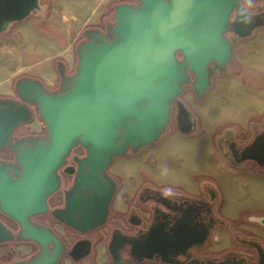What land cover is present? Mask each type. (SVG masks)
Returning <instances> with one entry per match:
<instances>
[{
    "label": "water",
    "instance_id": "water-1",
    "mask_svg": "<svg viewBox=\"0 0 264 264\" xmlns=\"http://www.w3.org/2000/svg\"><path fill=\"white\" fill-rule=\"evenodd\" d=\"M40 1L0 0V35L40 10ZM238 5L239 0H140L135 8L116 6L115 39L98 36L99 44L79 47L70 90L38 99L47 143L18 154L21 168L13 172L0 162V211L19 224L22 239L40 246L57 243L47 229L35 227L31 217L48 211V197L61 184L59 170L77 146L86 150V157L67 196L70 213L83 188L94 195L79 203L85 207L79 209L80 225L62 220L81 232L104 223L112 193L99 192L100 174L129 149L137 153L154 146L168 127L172 105L184 107L180 99L189 87L196 100L206 97L212 70L219 74L232 62L236 43L224 33ZM234 29L241 37L250 35L243 11L237 12ZM27 120L0 112V149L13 129Z\"/></svg>",
    "mask_w": 264,
    "mask_h": 264
},
{
    "label": "flooded vegetation",
    "instance_id": "flooded-vegetation-1",
    "mask_svg": "<svg viewBox=\"0 0 264 264\" xmlns=\"http://www.w3.org/2000/svg\"><path fill=\"white\" fill-rule=\"evenodd\" d=\"M121 4L135 8L140 0H121L114 5L110 20L103 18L95 26L86 28L76 45V57L79 47L99 44L98 36L108 41L115 39V8ZM238 11L246 14L251 29L247 37H241L234 29ZM262 30L264 0H251V5L249 0H239L230 14L224 37L236 43L234 53L238 44L254 39ZM77 64L78 57L74 70L57 61L55 83L23 76L15 81L12 93L0 97L1 113L28 118L13 129L6 145L0 149V162L11 172L21 168L16 161L18 154L47 143L48 131L40 117L38 99L44 94L54 97L67 93L72 87ZM230 66L223 72L217 69L220 72L217 74L212 64L213 79L227 74ZM191 90L194 94L193 88ZM180 100L184 107L172 105L165 133L150 147L159 144L171 130L186 136L201 133L197 114L182 97ZM37 118L41 120L40 127L34 126ZM213 131L220 158L227 165L246 169L251 174L252 201L249 208L241 210L237 216L231 218L223 210L222 194L213 177L193 176L194 190L186 183H158L144 174H139V181L131 180L125 186L121 176L110 170L113 162L120 157L137 156L150 148L145 147L137 153L129 149L126 155L115 157L100 174L103 184L99 192L112 193L107 215L101 226L81 232L62 220L64 217L80 225L79 209L84 211L85 207L79 203L94 195L91 189L83 188L76 196V208L70 213L67 196L74 187L80 162L86 157V150L77 146L59 170L61 184L48 197V211L31 217L34 226L47 229L57 243L40 246L22 239L19 224L0 211V240H6L0 243V264H264V114L250 117L245 127L226 124ZM87 170L85 166L83 174ZM19 246L24 250L18 249Z\"/></svg>",
    "mask_w": 264,
    "mask_h": 264
},
{
    "label": "rangeland",
    "instance_id": "rangeland-1",
    "mask_svg": "<svg viewBox=\"0 0 264 264\" xmlns=\"http://www.w3.org/2000/svg\"><path fill=\"white\" fill-rule=\"evenodd\" d=\"M120 1L41 0L40 10L12 24L7 32L0 35V97L12 93L15 81L23 76L55 83L58 79L55 70L57 61L74 70L77 62L76 45L84 30L95 26L103 18L110 20L114 5ZM263 41L264 31L257 33L254 39L238 44L235 58L242 57L253 62L254 56L246 54V51L253 50L252 47L262 52L264 57ZM249 46L251 48L247 49ZM232 69L241 73L245 68L235 61ZM243 78L249 80L246 74ZM228 82L220 75L215 76L212 87L201 101L196 100L191 87L182 96L200 119L201 133L186 136L171 130L155 147L147 148L137 156L117 158L110 170L121 176L125 186L131 180L139 181V174H144L158 183H186L194 190L193 176L213 177L217 190L222 194L223 210L229 217L233 218L241 210L249 208L252 201L251 174L246 169L227 165L220 158L213 130L226 124L245 127L247 120L255 112L264 110V107L257 106L254 99L249 98L247 102L249 99L234 95ZM244 82L247 86L252 85ZM40 121L37 118L34 126L40 127ZM191 153H195L193 162ZM258 182L256 180L255 183L260 185Z\"/></svg>",
    "mask_w": 264,
    "mask_h": 264
},
{
    "label": "crops",
    "instance_id": "crops-1",
    "mask_svg": "<svg viewBox=\"0 0 264 264\" xmlns=\"http://www.w3.org/2000/svg\"><path fill=\"white\" fill-rule=\"evenodd\" d=\"M262 43H264V41ZM250 48L251 47L249 46L247 49ZM252 48L253 50L251 52L246 51V54L247 56H254L255 60H253V62L248 59H244L242 57L237 58L236 56L235 58V53H234V58L229 68V71L227 72V74L221 76L225 78L227 81H229L228 86L230 88V91L234 95L237 94V96H239L241 99L252 98L254 99L255 102H257L256 103L257 106L264 107V57H262L263 56L262 52L256 51L257 50L256 47L255 48L252 47ZM235 61H239L241 65L244 66L245 69L241 73L235 72L233 70L234 68L232 69ZM245 74L246 76L249 77V80H245V78H243ZM244 81H247L248 83H252V85L247 86ZM240 83L244 88L241 87ZM261 114H264V110H260V112H255V115H261ZM18 249L24 250V247L19 246ZM100 256L102 258L103 254L101 253Z\"/></svg>",
    "mask_w": 264,
    "mask_h": 264
},
{
    "label": "bare ground",
    "instance_id": "bare-ground-1",
    "mask_svg": "<svg viewBox=\"0 0 264 264\" xmlns=\"http://www.w3.org/2000/svg\"><path fill=\"white\" fill-rule=\"evenodd\" d=\"M257 61H258V60H257ZM250 99H252V98H250ZM250 99H249V100H247V102H248V101H250ZM251 102H252V101H251ZM190 156H191V158H192V160H191V161L193 162V160H195V153H191V155H190Z\"/></svg>",
    "mask_w": 264,
    "mask_h": 264
},
{
    "label": "clouds",
    "instance_id": "clouds-1",
    "mask_svg": "<svg viewBox=\"0 0 264 264\" xmlns=\"http://www.w3.org/2000/svg\"><path fill=\"white\" fill-rule=\"evenodd\" d=\"M249 5H251V0H249Z\"/></svg>",
    "mask_w": 264,
    "mask_h": 264
}]
</instances>
